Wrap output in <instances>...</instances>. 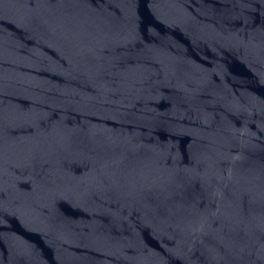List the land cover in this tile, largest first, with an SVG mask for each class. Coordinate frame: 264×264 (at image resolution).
<instances>
[{
    "label": "water",
    "instance_id": "1",
    "mask_svg": "<svg viewBox=\"0 0 264 264\" xmlns=\"http://www.w3.org/2000/svg\"><path fill=\"white\" fill-rule=\"evenodd\" d=\"M0 264H264V0H0Z\"/></svg>",
    "mask_w": 264,
    "mask_h": 264
}]
</instances>
